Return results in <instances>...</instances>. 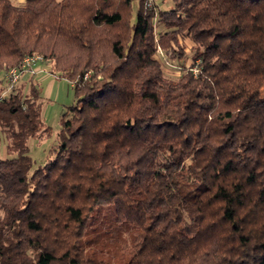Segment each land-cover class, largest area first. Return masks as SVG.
<instances>
[{
	"label": "trees",
	"instance_id": "16d2710c",
	"mask_svg": "<svg viewBox=\"0 0 264 264\" xmlns=\"http://www.w3.org/2000/svg\"><path fill=\"white\" fill-rule=\"evenodd\" d=\"M173 2L0 0V264H109L106 214L122 264H264V0ZM37 53L77 100L33 169L41 89L4 73Z\"/></svg>",
	"mask_w": 264,
	"mask_h": 264
},
{
	"label": "rangeland",
	"instance_id": "374dc122",
	"mask_svg": "<svg viewBox=\"0 0 264 264\" xmlns=\"http://www.w3.org/2000/svg\"><path fill=\"white\" fill-rule=\"evenodd\" d=\"M24 1V0H21ZM148 4V2H147ZM156 4L158 8H170L173 6V0H152V6ZM161 27L156 23L157 31ZM185 43V52L186 57L183 60H171L169 62L166 57H163L161 54L157 57L161 60L164 70L166 74L170 77L177 78L181 73V68L179 64L182 65L184 62L187 66H190L193 63V53L191 48L193 46V42L190 39L184 40ZM44 71H40L41 73L48 71L49 63L44 62L41 65ZM49 72V71H48ZM50 73V72H49ZM49 73L46 74L43 79L39 74L36 73V77L34 78L36 85L41 89V101L43 104V117L44 121L47 126L51 128V134L49 136H42V137H31L28 141V145L30 148V155L33 158L34 166L33 169L39 167L40 165L46 164L50 158L53 157L52 149L54 145L57 143L59 139V133L62 130L63 124L62 119L66 111H68L69 107L73 105L77 98L75 95V91L72 85V82L67 78H61L57 75H52ZM29 74H26L22 77V79H27ZM31 77V76H30ZM54 78V82L51 79ZM20 82V81H19ZM17 83L20 85V90L24 91L25 93H29L31 89V81L24 80V82ZM7 93L10 91L9 89L6 90ZM262 97L264 98V88L262 92ZM2 156H6L5 151V144L2 142L0 145ZM103 221L100 227L90 229L88 236L94 235L95 233H101L102 237L99 241L92 242L88 246V249L91 251L97 252V259L106 261L109 259V264H122L126 262L130 257V246L127 248V251L122 254H116L118 251L116 247L113 246L112 241L107 242V236L111 230L109 228V224L111 222L112 217L108 216L107 214L103 216Z\"/></svg>",
	"mask_w": 264,
	"mask_h": 264
},
{
	"label": "built area",
	"instance_id": "2783aa9c",
	"mask_svg": "<svg viewBox=\"0 0 264 264\" xmlns=\"http://www.w3.org/2000/svg\"><path fill=\"white\" fill-rule=\"evenodd\" d=\"M148 5L152 6V0H147ZM45 62L44 56L41 54H32L26 56L19 65L11 67L4 73V80L8 83L11 90L26 74H36L40 72L41 64ZM7 92V91H6Z\"/></svg>",
	"mask_w": 264,
	"mask_h": 264
},
{
	"label": "crops",
	"instance_id": "0c3cea01",
	"mask_svg": "<svg viewBox=\"0 0 264 264\" xmlns=\"http://www.w3.org/2000/svg\"><path fill=\"white\" fill-rule=\"evenodd\" d=\"M42 65V64H41ZM41 69H42V71H44V69H43V67L41 66ZM41 71V72H42ZM41 72H39V74L37 75V76H40V78L41 79H43L44 78V76L46 75V74H43V73H49L48 71H46V72H43V73H41ZM49 74H51V73H49ZM30 76H31V74H29ZM35 75V74H34ZM53 75V74H52ZM30 76L29 77H27V79H24V80H29L30 79ZM35 77H36V75H35ZM52 80V82H54L55 80H54V78L53 79H51Z\"/></svg>",
	"mask_w": 264,
	"mask_h": 264
}]
</instances>
